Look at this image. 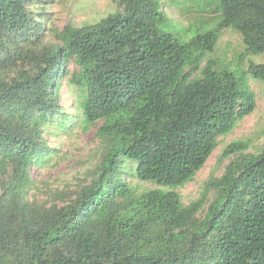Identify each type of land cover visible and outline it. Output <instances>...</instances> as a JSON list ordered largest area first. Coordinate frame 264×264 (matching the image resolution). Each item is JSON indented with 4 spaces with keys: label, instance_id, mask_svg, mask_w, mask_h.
<instances>
[{
    "label": "trees",
    "instance_id": "1",
    "mask_svg": "<svg viewBox=\"0 0 264 264\" xmlns=\"http://www.w3.org/2000/svg\"><path fill=\"white\" fill-rule=\"evenodd\" d=\"M115 2L122 10L44 41L24 0H0V51L29 64L0 78V264H264V145L228 144L222 156H238L188 205L174 189L255 109L237 72L264 80V63H201L225 28L242 37L239 63L264 53V0H220L216 25L187 41L168 30L162 0ZM70 61L83 121H102L106 151L74 199L36 208L30 167L45 161L41 125H64L55 83ZM127 178L159 188L136 193Z\"/></svg>",
    "mask_w": 264,
    "mask_h": 264
},
{
    "label": "rangeland",
    "instance_id": "2",
    "mask_svg": "<svg viewBox=\"0 0 264 264\" xmlns=\"http://www.w3.org/2000/svg\"><path fill=\"white\" fill-rule=\"evenodd\" d=\"M162 3L169 19L168 30L182 41L189 40L197 32L213 28L221 17L220 0H162ZM24 5L31 19L44 28L41 33L44 41H56L54 32L65 25L81 27L122 10L115 0H24ZM244 51L245 45L240 33L233 28H225L214 50L205 54L201 66L207 59H213L219 67L227 66L231 69L238 64L243 70H246L249 61L264 63V53L244 54L239 63V57ZM5 58V53L0 51V78L14 77L19 69L28 68L27 62L11 63ZM78 69L70 61L55 83L58 90L57 103L65 114L64 125L52 120L40 127L46 149L45 161L31 165V183L25 194V198L36 205V208L60 206L74 199L83 186L89 185L96 178L102 155L106 151L105 142L96 134L102 121L92 124L83 121L79 108L80 90L74 82ZM198 72L199 70L193 71L192 74ZM237 75L244 82L243 90L250 89L254 92L255 109L237 122L229 133L218 137L217 146L191 181L174 188L179 192L184 205L198 200L207 181L220 177L226 165L238 156H222L228 144L239 140L246 142L248 148L243 151L245 154L258 153L264 145V80L244 72H237ZM8 170L10 171L9 167ZM126 180L136 193L159 188L154 183L136 178ZM214 197L215 193L210 191L195 214V219L200 220L204 216Z\"/></svg>",
    "mask_w": 264,
    "mask_h": 264
}]
</instances>
